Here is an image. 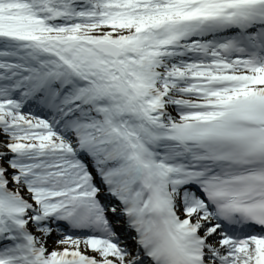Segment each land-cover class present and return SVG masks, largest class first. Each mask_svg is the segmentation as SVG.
I'll list each match as a JSON object with an SVG mask.
<instances>
[{
  "label": "snow or ice",
  "instance_id": "6c2138e0",
  "mask_svg": "<svg viewBox=\"0 0 264 264\" xmlns=\"http://www.w3.org/2000/svg\"><path fill=\"white\" fill-rule=\"evenodd\" d=\"M0 264H264V0H0Z\"/></svg>",
  "mask_w": 264,
  "mask_h": 264
},
{
  "label": "rangeland",
  "instance_id": "374dc122",
  "mask_svg": "<svg viewBox=\"0 0 264 264\" xmlns=\"http://www.w3.org/2000/svg\"><path fill=\"white\" fill-rule=\"evenodd\" d=\"M175 115V113H173ZM49 243L51 244V241H49ZM51 250V249H50Z\"/></svg>",
  "mask_w": 264,
  "mask_h": 264
}]
</instances>
